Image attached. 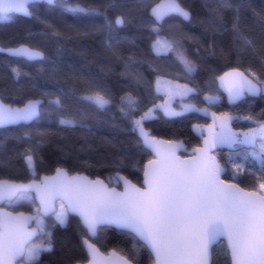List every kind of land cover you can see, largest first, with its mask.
Here are the masks:
<instances>
[{"label": "snow or ice", "instance_id": "1", "mask_svg": "<svg viewBox=\"0 0 264 264\" xmlns=\"http://www.w3.org/2000/svg\"><path fill=\"white\" fill-rule=\"evenodd\" d=\"M39 2L0 0V23L11 21L14 14H22L43 23L47 30L44 35L50 34L57 40L64 38L53 24L41 19L34 7ZM43 3L64 13L88 18L86 27L90 30H77L76 35H101L105 48L117 59H123L118 54L121 41L114 33L135 18L133 10L128 8L129 0H103L98 4L88 0H43ZM132 3L137 6L136 14L148 12L150 23L145 27L155 35L150 45L155 56L159 59L171 53L180 65V72L174 79H165L161 69H153L158 73L154 82L155 92L163 93L164 101L142 107L141 97L132 89L124 92L116 102L95 79L84 81L85 91L76 99L97 110L116 104L134 134L131 146L154 154L155 158L144 165L143 185L137 186L120 174L119 169L130 162V152L120 151L114 158L117 172L106 183L99 177L90 179L82 174L72 175L59 166L55 168L54 175H38V164L43 163L38 150L45 142L44 132L38 133L41 139L35 142L25 133L27 146L7 159L4 142L0 140V172L19 160L24 174L30 176L25 182L17 180L11 172L7 178L0 175V264H38L41 253L52 248L51 232L48 231L52 225L46 223V217H54V223L64 225L70 214L79 217L86 231L87 238L83 239V244L88 254L87 264H139L142 249L150 252L153 264H212L213 247L224 242L226 250L217 249V252L229 255L230 264H264V119L255 120L256 126L247 131L236 132L231 127L235 117L228 112L210 111L221 99V93L227 95L229 102L264 95V80L251 68L241 70L240 67H232L206 82L208 91L202 98L206 107L182 103L181 110L177 111L172 106L175 99L183 101L200 94V87L191 84L197 65L187 56L182 43L187 39L184 34L162 37L160 33L167 18L191 21L192 12L185 7L184 0H159L158 3L156 0H132ZM110 9L117 11L114 18L108 14ZM225 10L237 13L231 27L236 39L243 47L254 48L255 42L240 31L239 6L233 0H217V7L209 9L211 18L201 23L209 25L214 35L227 31L222 15ZM34 41L35 35L29 32L0 43V55L18 61L12 63L6 59L0 62V78L7 76L17 85L15 94L8 98L22 101L18 106L6 103V90L0 89V128L26 125L53 113L64 128L82 127V121L71 115L68 108L75 90L38 87L32 82L33 77L20 67L19 62L42 63L47 59L41 46ZM207 50L211 55L217 54L215 39L208 44ZM219 54L228 53L220 48ZM139 63L141 61L133 56L124 60V74L137 85L142 76L134 65ZM182 78L188 82L180 83ZM22 80L28 84H21ZM158 111L166 117L187 112L210 116L211 123L194 126L202 137V144L194 147L186 158H181L177 155L184 147L181 141L158 138L146 127V123L159 118L156 115ZM243 119L251 121L253 117L245 116ZM25 137L17 139L24 140ZM223 145L249 146L240 162L234 159L238 154L230 153L226 163H230L233 172L239 175L249 171L244 161L251 156L259 164L257 189L246 190L238 183L221 179L225 168L214 152ZM121 184L123 191L118 190ZM23 204L33 206L32 214L7 210ZM112 226L131 238V248L124 254L113 250L105 255L91 242V238L97 237L102 229ZM40 237L43 239L36 242Z\"/></svg>", "mask_w": 264, "mask_h": 264}, {"label": "trees", "instance_id": "2", "mask_svg": "<svg viewBox=\"0 0 264 264\" xmlns=\"http://www.w3.org/2000/svg\"><path fill=\"white\" fill-rule=\"evenodd\" d=\"M88 2L98 4L103 0H88ZM233 3L239 6L240 31L255 42L254 48L243 47L232 32L233 18L237 14L233 10H225L222 13L227 31L214 35L209 30V25L201 23L202 20L211 18L209 9L217 7V0H184L185 7L192 12V20L167 18L163 24V31L160 33L162 37L181 33L187 37L182 41L183 46L188 58L197 65L191 84L200 87L199 96H191L187 100L200 108L207 106L202 99L208 91L206 82L232 67H240L241 70L251 68L264 80V19H261L264 17V0H233ZM34 7L38 10L41 19L53 24L64 34V38L57 40L50 34L44 35L43 33L47 30L43 23L34 18L14 14L11 21L0 23V43H7L17 35L29 32L34 34V42L41 46L47 59L42 63L19 62L20 67L33 77L32 82L38 87L47 90L58 88L75 90V96L69 100L68 108L71 115L82 121L83 126H77L74 129L64 128L58 124L57 117L53 113L44 115L27 125L2 128L0 140L4 142L5 159L9 155L15 156L16 152L22 151L27 146L28 137L35 142L41 139L38 133L44 132L46 133L43 137L45 142L38 150L39 158L43 160V163L38 164V175L51 174L59 166L69 170L71 174L85 173L91 177H101L108 182L109 177L114 178L116 175L114 158L122 151L130 152L131 159L119 169L120 174L141 186L143 166L152 156L148 150L131 146L134 134L129 130L128 122L121 116L116 104L105 110H97L80 102L76 97L85 91V80L95 79L115 98L116 102L124 92L134 89L135 94L141 97L142 107H151L153 103L159 104L164 99L161 94L155 92L154 82L158 73L153 69H161L165 79H174L180 72V65L175 62L171 53L158 59L152 52L150 45L155 35L145 27L150 23L148 12L136 14L137 6L132 3V0H129L128 8L133 10L135 18L124 27L116 29L114 33L121 41L118 54L123 59H117L105 48L104 38L101 35L79 37L76 35L77 30L80 32L90 30L86 27L89 24L88 18L64 13L43 2ZM108 14L114 18L117 11L110 9ZM213 39L217 42L216 55H211L207 50L208 44ZM220 48L228 54L220 55ZM129 56L141 61L134 65L136 71L142 76L139 85L133 82L130 76L124 74L126 71L124 60ZM6 59L11 60L12 63H18L15 58L0 55V62ZM40 69L43 71L41 72ZM179 82L187 83L188 81L182 78ZM20 83L28 84L24 80ZM16 88L17 85L7 76L0 78V89L6 90V103L12 102L19 105L22 102L8 98L15 94ZM210 110L236 115L237 120L234 121L233 127L237 131L244 132L256 126L255 120L264 119L261 115L264 113V95L247 96L237 104L228 105L221 93V99ZM156 115L158 119L146 123V127L152 131V134L161 138L182 140L188 149L200 145L202 140L194 126L209 122L204 113L187 112L181 116L166 117L162 111H158ZM245 116H251L253 120H244ZM25 133L28 137H25ZM18 137H25V139L18 140ZM246 152L247 149L219 151L218 159L227 168L223 176L225 180L236 182L245 189L254 190L258 187L260 172L259 164L251 156L244 161L249 171L239 175L233 172L230 163H226L230 153L238 154L234 155V159L240 162ZM9 172L14 173L17 180L30 179V176L23 172L22 161H14L11 167L5 168L0 175L7 178ZM8 209L14 212L32 213L33 206L23 204ZM46 223L52 225L48 229L51 232L52 248L50 251L41 253L38 264H77L88 260L83 244V239L87 238L86 231L76 216L69 215L64 225L54 223V217L49 216L46 217ZM91 242L104 253L116 250L121 254L130 249L132 243L130 237L114 227L102 229L97 237L91 238ZM217 249L226 250V246L222 243L213 247L212 264H230L229 255L217 252ZM138 261L139 264H153V258L147 249L141 250Z\"/></svg>", "mask_w": 264, "mask_h": 264}, {"label": "water", "instance_id": "3", "mask_svg": "<svg viewBox=\"0 0 264 264\" xmlns=\"http://www.w3.org/2000/svg\"><path fill=\"white\" fill-rule=\"evenodd\" d=\"M40 2H43V0H40ZM39 2V3H40ZM159 2V0L157 1V3ZM16 15H20V16H23L22 14H16ZM23 17H25V16H23ZM27 18H29V17H27ZM229 70V69H228ZM227 70V71H228ZM223 94V93H222ZM224 95V97H225V100H226V102H227V104L228 105H234V104H237L239 101H241V100H239V101H235V102H229V100H228V97H227V95L226 94H223ZM260 95H258V96H250V97H259ZM18 106V105H17ZM210 111H212V110H210ZM231 114V113H230ZM233 117H235V119H233V121L231 122V127H232V129L234 130V131H236V132H240V131H237L234 127H233V123H234V121H236L237 120V116L236 115H233V114H231ZM208 117V120H209V122L207 123V124H209V123H211V118H210V116H207ZM31 122H29L28 124H30ZM207 124H204V125H207ZM27 125V124H26ZM9 126H16V125H9ZM9 126H7V127H9ZM0 129H2V128H0ZM158 138H161V137H158ZM162 139H166V138H162ZM171 140H173V139H171ZM177 141H181L182 143H183V145H184V147L183 148H181L178 152H177V155H179L181 158H186L187 157V155H188V153H190L191 152V150L193 149H188L187 148V145L182 141V140H177ZM202 144V140H201V143H200V145ZM200 145H198V146H200ZM197 147V146H196ZM249 148V146H246V145H233V146H231V147H229V146H227V145H223V146H220L215 152H214V154L215 155H217V157H218V152L219 151H237V150H239V149H248ZM185 149L187 150V151H185ZM150 153H151V156H152V158L151 159H149V160H152V159H154L155 157H154V154L150 151V150H148ZM148 160V161H149ZM148 161H146L145 162V164L144 165H146L147 163H148ZM221 163V162H220ZM222 164V163H221ZM143 168H144V166H143ZM224 168H225V170L221 173V179L222 180H224L225 182H230V183H236V182H233V181H227V180H225L224 178H223V176L226 174V172H227V168L224 166ZM55 174V170H54V172L53 173H51V174H43V175H41V176H44V175H54ZM71 174V173H70ZM76 174H82V175H85V176H88L90 179H95V178H97V177H91V176H89L88 174H85V173H74V174H72V175H76ZM122 175V174H121ZM124 176V175H123ZM99 178H101V177H99ZM142 178L144 179V177H143V172H142ZM101 179H103V178H101ZM130 180V179H129ZM25 182H27V181H25ZM106 183H108L107 181H105ZM132 183H134V182H132ZM134 184H136V183H134ZM137 185V184H136ZM142 185H143V180H142ZM141 185V186H142ZM109 186H114V185H109ZM137 186H140V185H137ZM242 187V186H241ZM118 190H120V191H123V184H121L120 186H119V188H118ZM246 190H249V189H246ZM8 211H11V210H9V209H7ZM18 212H24V211H18ZM26 215H28V214H32L31 212H24ZM70 215H74V216H76L75 214H70ZM78 219H79V217L78 216H76ZM34 226V225H33ZM112 227H114V226H112ZM115 228V227H114ZM93 238H95V237H93ZM93 243V242H92ZM224 244H225V246H226V242H224ZM97 246V245H96ZM98 247V246H97ZM99 248V247H98ZM86 249V248H85ZM101 251V250H100ZM113 251V250H112ZM86 252H87V250H86ZM102 253H104L103 251H101ZM111 252V251H110ZM109 253V252H108ZM108 253H104L105 255H107ZM87 256H88V254H87ZM229 259H230V256H229ZM211 261H212V258H211ZM77 264H87V261L86 262H84V263H77Z\"/></svg>", "mask_w": 264, "mask_h": 264}, {"label": "rangeland", "instance_id": "4", "mask_svg": "<svg viewBox=\"0 0 264 264\" xmlns=\"http://www.w3.org/2000/svg\"><path fill=\"white\" fill-rule=\"evenodd\" d=\"M160 94L164 97L163 93H160ZM164 99H165V97H164ZM164 99H163L160 103H162V102L164 101ZM182 103H192V102L188 101L187 98H185V100H183V101H181L179 98H177V99H175V100L173 101L172 106H173L177 111H180V110H181L180 105H181ZM162 113H163V112H162ZM247 150H248V149H247ZM39 239H42V237H41V238H38L36 242H39Z\"/></svg>", "mask_w": 264, "mask_h": 264}]
</instances>
